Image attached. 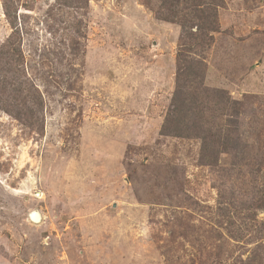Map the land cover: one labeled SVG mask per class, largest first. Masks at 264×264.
<instances>
[{
    "label": "rangeland",
    "instance_id": "374dc122",
    "mask_svg": "<svg viewBox=\"0 0 264 264\" xmlns=\"http://www.w3.org/2000/svg\"><path fill=\"white\" fill-rule=\"evenodd\" d=\"M159 4L0 0V264H264V0L217 9L213 142L160 134L181 29Z\"/></svg>",
    "mask_w": 264,
    "mask_h": 264
},
{
    "label": "trees",
    "instance_id": "16d2710c",
    "mask_svg": "<svg viewBox=\"0 0 264 264\" xmlns=\"http://www.w3.org/2000/svg\"><path fill=\"white\" fill-rule=\"evenodd\" d=\"M222 3L223 0H160L158 8L168 11L181 29L175 87L160 134L213 142L211 127L203 128L201 123L208 125L207 117L214 113L226 115L229 103L235 102L225 90L204 85V54L218 31L217 9ZM161 18L168 19L167 13Z\"/></svg>",
    "mask_w": 264,
    "mask_h": 264
},
{
    "label": "water",
    "instance_id": "95a60500",
    "mask_svg": "<svg viewBox=\"0 0 264 264\" xmlns=\"http://www.w3.org/2000/svg\"><path fill=\"white\" fill-rule=\"evenodd\" d=\"M34 215H35V217H34ZM28 216H29L30 218H35V220H36V219H37V220H41V217L38 216V214H37V210H31V211L29 212Z\"/></svg>",
    "mask_w": 264,
    "mask_h": 264
}]
</instances>
